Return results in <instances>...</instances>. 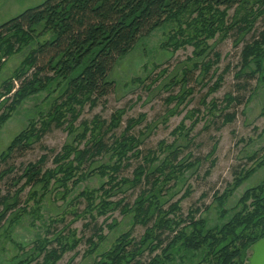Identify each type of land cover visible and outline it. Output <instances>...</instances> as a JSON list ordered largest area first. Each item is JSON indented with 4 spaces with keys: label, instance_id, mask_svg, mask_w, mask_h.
I'll return each instance as SVG.
<instances>
[{
    "label": "trees",
    "instance_id": "16d2710c",
    "mask_svg": "<svg viewBox=\"0 0 264 264\" xmlns=\"http://www.w3.org/2000/svg\"><path fill=\"white\" fill-rule=\"evenodd\" d=\"M232 8L235 9L234 19L228 23L227 11ZM263 15L264 0H45L25 9L0 24V64L7 56L29 47L20 67L2 83L1 96L5 102L0 124L30 95L47 92L51 102L47 112H39V119L31 120L0 153V162L8 163L14 155L23 156L52 126H64L73 135V140L66 142L55 154L53 168L44 170L41 158L20 169L15 182L24 179L22 188L54 185L66 194L88 175L87 165L93 158L109 151L116 157L115 161L101 164L95 170L100 176L107 177L106 180L98 188L78 194L85 202L84 213L95 220L120 208L122 212L133 214L132 226L151 224L138 240L131 237L132 227L121 233L110 249L98 255L94 264H168L181 250L200 253L196 264H243L249 246L264 236V178L244 191L238 200L240 208L227 221L207 227L205 220L196 218L193 210L184 219L177 215L179 201L189 195L188 190L168 210L163 209L161 192L165 190L164 186L179 181L186 170L195 166V161L178 160L181 147L175 142L169 145L160 142L158 149L167 152L164 159L155 164V151H149L142 158L144 164H139L133 178L128 179L120 177L119 172L130 165L133 156L141 154L138 149L141 140L129 133L140 118L128 119L122 134L110 145L104 141V134L120 126L123 110L113 113L107 124L98 116L76 126L74 122L85 105L95 107L114 90V82L109 79L113 66L155 28L168 22L176 24L168 43L172 42L175 48L192 45L195 58H189L194 60L191 67L199 69L196 78H204L212 66L210 60H204L211 51L208 41L216 35L224 39L232 28L241 34L247 33ZM213 55L215 61L220 57L216 52ZM263 59L264 30L240 50L241 65L235 73L237 92L247 90L249 77H263ZM190 71L191 68L186 66L177 79L183 88ZM221 79L219 77L214 83L211 92L216 91ZM225 102L226 107L242 104L244 95L228 93ZM174 113L170 112L171 115ZM233 119V113H226L223 121L226 124ZM183 126L182 123L181 128ZM187 131L182 134L185 138L190 129ZM214 151L215 147L210 154ZM258 154L250 157L256 165L239 170L221 194H214L218 205L249 178L257 166L264 165V155L257 162ZM12 168L2 170L1 179L10 174ZM142 182L149 187L140 191L131 206L123 204V199L112 200L125 188ZM17 196L18 192L12 198L0 194V224L7 213L16 208ZM21 211L24 213L26 208ZM170 213L173 215L169 216ZM19 215L15 212L9 224L16 222ZM185 221L188 223L182 226ZM114 226L115 220L107 224L110 229ZM50 228L51 224L45 236L37 238L30 250L18 246L22 256L14 264H59L63 255L73 251L81 241L76 237V230L68 226L53 232ZM103 239L102 228H95L94 234L87 239L88 252H93Z\"/></svg>",
    "mask_w": 264,
    "mask_h": 264
},
{
    "label": "rangeland",
    "instance_id": "374dc122",
    "mask_svg": "<svg viewBox=\"0 0 264 264\" xmlns=\"http://www.w3.org/2000/svg\"><path fill=\"white\" fill-rule=\"evenodd\" d=\"M43 1L0 0V24ZM234 14V8L227 11L228 23L234 19ZM175 29L176 24L168 22L139 39L127 54L118 59L109 74V79L114 82V90L95 107L85 105L74 125H79L83 120L90 121L95 116L107 124L113 113L123 110L120 126L104 134V141L110 145L122 134L128 119L140 118L129 133L141 140L138 147L141 154L133 156L129 160L130 165L119 172L120 177L128 179L133 178L139 164H144L142 158L149 151H155V164L164 159L167 152L158 149L160 142L164 141L166 145L175 142L176 146L181 147L178 160L185 163L195 161V166L186 170L179 181H171L164 186L165 190L161 192L163 209L168 210L188 190L189 195L179 201L177 215L184 219L193 210L196 218L204 219L207 227H213L227 221L240 208L238 200L244 191L264 178V165L257 166L253 174L241 182L221 205L213 198L216 192L221 194L231 184L239 170L256 163L250 160L254 153L259 152L257 162L264 155V59L262 78L257 79V75L249 77V85L243 93L237 92L235 86V73L241 65L240 50L247 41L258 37L264 30V15L258 17L247 33L241 34L232 28L224 39L216 35L208 41L211 53L204 60H210L212 66L204 78H196L199 69L191 67L194 60L189 58H195L192 45L175 48L172 42L168 43ZM28 48L24 47L1 61L0 114L5 102L1 96L2 83L20 67ZM214 52L220 55L216 61ZM186 66L191 71L183 88L177 79ZM219 77L222 79L218 88L211 92ZM228 93L244 95V102L226 107L225 95ZM47 95V92H39L26 97L0 124V153L16 135L26 129L31 120L39 119V112H47L51 102ZM171 111L175 113L171 115ZM226 113H233L234 119L225 124L223 120ZM177 128L179 130L175 133ZM188 129L190 131L185 138L182 134L188 133ZM72 140L73 135L64 126H52L39 141L33 142L23 156L14 155L8 163L0 162V174L2 170L13 166L11 173L3 175V179L0 175V194L12 198L18 192L16 208L8 212L0 224V264H14L22 256L18 246H24L25 251L30 250L37 238L45 236L49 224L52 232L68 226L76 230L77 238H81L77 247L66 252L59 264H94L98 255L110 249L121 233L132 227L131 237L138 240L146 227L151 225L137 223L132 226L133 214L122 212L120 208L95 220L84 213L85 202L78 194L83 190L98 188L106 180L107 177L100 176L95 170L101 164L115 161L116 157H112L109 151L96 155L92 163L87 165L88 175L66 194H63L62 189H55L54 185L44 188L42 184H37L22 188L24 179L15 182L20 169L41 158L44 170L53 168L55 154ZM213 147L215 151L210 154ZM148 187L142 182L135 187L125 188L112 200L123 199V204L131 206L140 191ZM23 208H26L24 213L21 211ZM15 212L20 213L18 220L9 224ZM112 220H115L116 226L110 229L107 224ZM187 223L185 221L182 226ZM98 227L102 228L104 239L89 253L87 239ZM200 257V253L181 250L173 255V260L168 264H196Z\"/></svg>",
    "mask_w": 264,
    "mask_h": 264
},
{
    "label": "water",
    "instance_id": "95a60500",
    "mask_svg": "<svg viewBox=\"0 0 264 264\" xmlns=\"http://www.w3.org/2000/svg\"><path fill=\"white\" fill-rule=\"evenodd\" d=\"M243 264H264V236L249 246Z\"/></svg>",
    "mask_w": 264,
    "mask_h": 264
}]
</instances>
